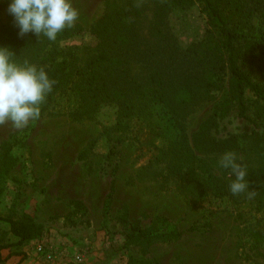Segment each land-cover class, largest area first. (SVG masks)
Returning <instances> with one entry per match:
<instances>
[{"label": "rangeland", "instance_id": "374dc122", "mask_svg": "<svg viewBox=\"0 0 264 264\" xmlns=\"http://www.w3.org/2000/svg\"><path fill=\"white\" fill-rule=\"evenodd\" d=\"M179 1L72 0L78 19L50 41L20 36L10 0H0V34L15 47L13 60L45 69L67 61L87 71L104 53L100 74L111 88L124 89L132 105L126 116L117 101L91 103L88 78L71 77L40 118L23 128L0 125V145L21 140L3 180L0 215L27 213L44 227L38 239L1 250L0 264H264V204L250 185L264 187V147L247 139L236 151H194V133L229 98V75L200 67L196 55L186 53L205 40L210 25L199 2ZM241 3L253 12L248 33L256 37L243 43V52L254 81L264 84V0ZM153 79L186 89L192 101L174 105L131 93L137 85L155 87ZM246 97L255 117L257 99L250 92ZM237 113L233 104L221 120L224 134L255 128ZM226 152L247 172L244 193L230 191L235 177L220 165ZM112 179L116 188L105 217ZM248 192L256 195L249 199ZM137 220L184 234L127 243L126 228ZM194 225L200 228L189 230ZM0 237L16 240L7 223H0Z\"/></svg>", "mask_w": 264, "mask_h": 264}, {"label": "trees", "instance_id": "16d2710c", "mask_svg": "<svg viewBox=\"0 0 264 264\" xmlns=\"http://www.w3.org/2000/svg\"><path fill=\"white\" fill-rule=\"evenodd\" d=\"M201 4L202 10L208 17L210 25L209 35L201 43L197 44L195 49H187L186 53L194 57L195 61L206 69L227 71L229 75L228 91L229 98L223 103L222 111L213 113L212 116L204 121L200 128L193 135L194 151L202 154L217 153L223 151H236L242 148L244 142L249 139L264 147V125L256 124L257 119H264V84L256 82L253 79L254 71L248 64L249 56L243 52V43H247L248 39H256L249 34L254 26L252 23L253 12L247 7V3H241V0H194ZM183 3L182 0L179 1ZM43 36V35H42ZM40 36V39L43 38ZM0 47H7L11 52L15 51V47L3 43L0 34ZM256 56V54L254 53ZM107 57L102 53L98 61H95V68L82 71L76 66L68 65L67 61L55 63L52 67L46 69L51 79L55 81L53 91L47 96L45 102L41 106V116L52 105L56 94L62 90L69 82L70 78H88L87 97L91 103L99 104L107 101H117L120 107L127 108L125 115H129L128 110L132 108L127 99V92L121 88H111L108 80L100 74L101 64L107 61ZM154 76L152 75V78ZM99 81V82H98ZM155 87L137 85L132 89L131 93L138 97L153 100L155 102H164L174 105L187 104L192 101L189 91L184 88L176 87L168 84L163 79H153ZM247 92L257 99L254 115L250 114V105ZM144 97V98H143ZM235 105L238 117L252 122L255 128L251 132L236 134L229 132L224 134L221 129L222 119L225 114ZM227 106V107H226ZM229 106V107H228ZM21 142L20 139L5 141L0 145V192L3 189V180L10 173L16 164V158L13 155L14 147ZM113 151H111V154ZM85 155V154H84ZM195 158L192 152L188 155ZM116 170V169H115ZM250 185L259 194L260 202L264 204V187L258 183L251 181ZM116 188V180L112 179L110 192L104 202L105 217L111 206V198ZM223 191L220 194H228ZM129 216L125 212V217ZM0 223L9 225V233L15 242L5 241L0 237V252L3 249L17 247L20 248L35 239H38L44 231L42 224L30 214L24 213L19 217L14 215H0ZM126 228V242L144 244L154 238H162L165 240H178L184 231L179 229H169L167 226L160 227L158 221L151 226L146 227L142 221L129 222ZM200 228L198 225L192 226L189 230ZM12 255H22V260L26 258L24 253L13 252ZM2 259H0L1 261Z\"/></svg>", "mask_w": 264, "mask_h": 264}, {"label": "clouds", "instance_id": "9594fccd", "mask_svg": "<svg viewBox=\"0 0 264 264\" xmlns=\"http://www.w3.org/2000/svg\"><path fill=\"white\" fill-rule=\"evenodd\" d=\"M8 12L20 36L34 33L50 41L73 27L79 16L72 0H10ZM12 57L9 48L0 47V125L10 122L15 128H23L31 120L40 118L41 106L53 91L55 81L44 67L27 61L20 64ZM220 165L235 177L230 185L233 195L248 190L247 172L236 162L233 153L226 152ZM255 195V192H248L249 199Z\"/></svg>", "mask_w": 264, "mask_h": 264}, {"label": "built area", "instance_id": "2783aa9c", "mask_svg": "<svg viewBox=\"0 0 264 264\" xmlns=\"http://www.w3.org/2000/svg\"><path fill=\"white\" fill-rule=\"evenodd\" d=\"M38 250H39V252L45 253L46 254V258L48 260H53L54 255H53V253L51 251H46V249L43 246H40Z\"/></svg>", "mask_w": 264, "mask_h": 264}]
</instances>
